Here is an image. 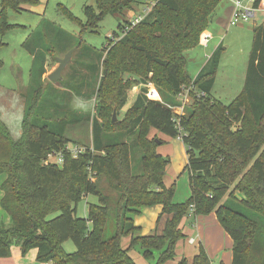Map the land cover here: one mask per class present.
I'll return each instance as SVG.
<instances>
[{"label": "trees", "instance_id": "trees-1", "mask_svg": "<svg viewBox=\"0 0 264 264\" xmlns=\"http://www.w3.org/2000/svg\"><path fill=\"white\" fill-rule=\"evenodd\" d=\"M0 1L1 34L12 28L7 8L20 10L22 5L39 3ZM221 1L96 0V8L84 6L85 22L60 5L83 31H97L107 14L125 17L110 44L99 51V65L90 68L102 75L93 119L89 113L83 118L78 113L59 115L57 106L54 113L48 109L50 99L44 102L43 97L50 85L46 86L49 81L43 75L52 53L41 50L35 36L24 42L33 55L35 87L25 101L18 135L0 114V175H6L0 203L10 217L9 224L0 223V258L10 257L16 244L23 255L36 249L40 263L137 264L130 251L138 249L151 264H165L175 258L177 244L185 237L181 223L193 211L196 216L216 212L234 240L233 264H264V222L250 217L252 213L264 219V22L254 28L244 87L230 103L211 95L222 45L195 78L187 71L185 52L201 43ZM152 2L138 24L126 18L127 12L138 13L139 7ZM255 6L264 9V0H256ZM125 72L141 79L125 80ZM143 81H153L162 100L148 98L145 87L130 105L125 121L114 122L112 112H119L128 103V90ZM185 85L195 88L190 90L185 114L178 116L171 106L180 104L178 96ZM90 118L92 145L77 158L67 153L61 166L46 164L49 153L70 143L65 136L68 125ZM152 129L172 138L182 129L191 189L184 202L174 201L175 184H164L170 157L158 153L165 141L150 139ZM114 135L134 138L141 150L140 172L133 171L131 144L117 141ZM103 177L114 196L98 183ZM89 195L97 196L98 202L89 203L88 215L82 218L77 205ZM158 204L163 206L162 213L172 217L161 234L143 235L135 216ZM123 237H130L127 247L122 245ZM69 239L77 248L72 253L63 248ZM193 264H213L204 246Z\"/></svg>", "mask_w": 264, "mask_h": 264}, {"label": "rangeland", "instance_id": "rangeland-1", "mask_svg": "<svg viewBox=\"0 0 264 264\" xmlns=\"http://www.w3.org/2000/svg\"><path fill=\"white\" fill-rule=\"evenodd\" d=\"M229 4L228 0H222L210 18L206 31H209L213 35V40L209 43V46L204 47L202 43L204 35H202L201 43L197 47L185 52L187 71L191 78H195L200 71L201 65L208 60V55L212 54L215 46H219L220 42H223L220 63L211 95L224 104L230 103L244 87L246 70L253 47L254 28L261 23V16H259L257 21L251 20L239 25L228 26L226 10ZM60 5L67 7L75 16L85 22L84 6L96 8V0H39V3L35 5H22V9L20 10L7 8L8 21L12 24V28L5 34L0 33V43H2L0 46V61L2 62V67H0V114L15 135H18V132L21 130L20 121L25 101L28 97H31V93L35 87L33 86L35 84L34 79L32 80L31 78L33 55L23 46L24 42L34 36L36 40L41 42V50H49L52 53L48 57L47 71L43 75V78L49 81L45 85H50L49 92L43 97L44 102L50 99L47 103L48 109L52 108V113H54L57 106L59 115L62 112H66L72 116L78 113L83 118L88 116V113L91 114V118L96 116L97 97L95 92L97 87H99V78L102 75L101 72L92 73L90 68L93 65H99V59L96 58L99 56V51L103 50L107 44H110V40L114 38V34L119 32V26L124 23L125 17L120 14H107L99 22L97 31H83L80 25L63 14ZM133 15V12H127L126 18L132 19ZM115 38L118 39L119 36ZM91 48L94 49L92 52H90ZM72 49V59L63 71L62 78L56 82L50 81L48 75L56 69L58 60L65 57ZM89 57H93L94 59H90ZM123 74L125 80H135L137 77L141 79V77L135 74L132 75L129 72ZM152 76V73L149 74L148 80ZM144 82H140L128 90V103L119 112L114 110L112 112V119L116 112V121L122 120L124 122V117L130 105L145 87L148 88V98L162 100L161 96L158 99L159 92H155L154 96L150 94L153 88H156L154 82ZM185 88L188 89L189 87L185 85ZM190 102H187V106H189ZM80 105L85 106L87 110H85V107H79ZM55 116L58 115L55 114ZM91 118L89 121L83 119L82 122L68 125L65 135L70 140L68 146L72 147L75 144H79L87 147L92 145L93 118ZM163 135L165 134L152 129L149 138L157 137L160 141ZM114 136L117 141H127L131 144L133 171L134 173L140 172L142 165L141 150L135 143L134 138L130 139L124 135ZM185 146L184 142L178 137L172 138L168 144L159 145L161 152L168 154L171 159L166 169L165 182L169 186L175 184V202L185 201L191 191L189 172L187 170L182 172L185 161H187V147ZM94 179L97 180V178ZM97 181L103 187L106 194L115 195L108 188L104 177ZM97 199L95 195H89L80 201L77 205L78 216L86 218L89 203H96ZM55 215L57 213L52 216ZM52 216L50 215V217ZM250 217L264 222L262 217L252 213H250ZM3 221L9 224L10 217L9 223L3 219L2 221L0 220V223H3ZM122 245L124 247L127 246L125 237L122 238ZM63 248L68 253L77 250L75 243L71 239L63 243ZM11 251L10 257L12 255L13 258L16 256L12 264H41L37 260L36 249H31L26 255H23L20 246L14 244ZM130 252L137 260L141 257L144 258L138 249H133ZM148 263L151 264L149 261Z\"/></svg>", "mask_w": 264, "mask_h": 264}, {"label": "crops", "instance_id": "crops-1", "mask_svg": "<svg viewBox=\"0 0 264 264\" xmlns=\"http://www.w3.org/2000/svg\"><path fill=\"white\" fill-rule=\"evenodd\" d=\"M149 6H151L150 8H152L153 2L139 9L138 13H143V11L149 8ZM136 13H134L132 18L136 16ZM231 13H232V5L229 4L228 9L226 10L228 21H229V18L231 17ZM260 13L262 14L260 15ZM259 16H261L260 21L261 23H263L264 22V10H260L257 14V17L254 20L257 21ZM203 35L209 38V42L207 45L208 47L209 43H211V41L213 40V35L209 31H205ZM222 44L223 42H220V45ZM217 47L218 46H215V49ZM211 55H208L207 58L209 59ZM207 61H205V63L201 65L200 70L207 63ZM155 92H158V91L156 90V88H153V91L151 92V94L154 96ZM158 99H160V95ZM161 139L165 141V144L166 143L168 144L169 141L172 139V137L163 135ZM157 141L160 142L159 140ZM161 145L162 144L160 143V146ZM157 151L158 153L162 155L169 156L168 154L162 153L160 147H158ZM186 156H187V159H186L187 161H185V166L182 172L185 170L186 164L188 162V154ZM170 162H171V159H170ZM5 179H6L5 174L0 175V202L4 194L1 189V185ZM164 184L166 187L171 186V185L169 186L166 184L165 177H164ZM190 195H191V191H190L188 198L190 197ZM97 202H98V199H97ZM181 202H184V201H181ZM162 212H163V206L158 204L153 207L144 208L141 215L135 216V219H134L135 224L136 226L141 227V230H142L141 232L143 235H150L153 233H157V234L162 233L163 229L165 228V224L167 220L172 217L171 214L162 213ZM2 219L6 220V222L9 223V216L2 209L1 203H0V220L2 221ZM4 222L5 221H3V223ZM181 226H182V230H183L185 237L181 239L177 244L175 258L173 260L167 261L165 264H180L182 260H186L185 264H193L194 258L199 253V248L201 245L204 246L205 249L207 250L213 264H220V263L233 264L234 240L230 236V234L224 229V227L218 220L216 212H211L206 215L196 216L194 215L193 211H191L190 214L183 219ZM191 238H194L196 242L190 243L189 240ZM125 239L127 241V246H128L130 242V237H125ZM36 254H37V250H36ZM130 255H131V252H130ZM131 256L135 262L137 261V264H149L148 260L145 258L141 257L139 260H137L133 256V254ZM15 258L16 256H14L13 258V255L10 258H0V264H12ZM41 264H46V263H41Z\"/></svg>", "mask_w": 264, "mask_h": 264}, {"label": "built area", "instance_id": "built-area-1", "mask_svg": "<svg viewBox=\"0 0 264 264\" xmlns=\"http://www.w3.org/2000/svg\"><path fill=\"white\" fill-rule=\"evenodd\" d=\"M228 1L232 5V13L228 21V26H235L243 22H249L251 20H254L257 17L258 12L260 10H264L257 8L255 6L256 0H228ZM150 9L151 8L149 7L145 9L143 13L137 14L133 18L132 24L136 25L140 21H142L145 15L150 11ZM208 42H209V38H207V36H204L202 40L203 45L207 47ZM194 88L195 87L193 85L188 89L185 88L183 92L180 93V95L178 96V98L180 99L179 100L180 104L176 106H171V108L176 112V114H178V116L185 114L187 102H189L191 99L190 90ZM200 95H204V93L202 92ZM181 131L182 129H180V134L178 138L182 140L183 134ZM86 149L87 147L84 145L75 144L72 147L67 145L66 148L62 149L61 151L49 153L44 161L46 164L55 163L61 166L64 164L65 156L67 153L71 154L73 158H77L79 157V155L84 153ZM189 241L190 243L196 242L194 238H191ZM46 264H52V263H46Z\"/></svg>", "mask_w": 264, "mask_h": 264}, {"label": "water", "instance_id": "water-1", "mask_svg": "<svg viewBox=\"0 0 264 264\" xmlns=\"http://www.w3.org/2000/svg\"><path fill=\"white\" fill-rule=\"evenodd\" d=\"M72 55H73V49L70 50L65 57L60 58L58 60V66L56 67V69L54 71H52L49 75H48V79L52 82H56L58 80H60L62 78V74L63 71L65 70V68L67 67L68 63L71 61L72 59ZM117 117H116V112L114 113L113 116V121H116ZM160 143V142H159Z\"/></svg>", "mask_w": 264, "mask_h": 264}, {"label": "clouds", "instance_id": "clouds-1", "mask_svg": "<svg viewBox=\"0 0 264 264\" xmlns=\"http://www.w3.org/2000/svg\"><path fill=\"white\" fill-rule=\"evenodd\" d=\"M79 107H85V106H83V105H80ZM85 110H87V109H86V107H85Z\"/></svg>", "mask_w": 264, "mask_h": 264}]
</instances>
